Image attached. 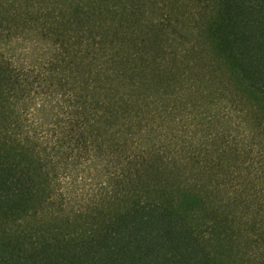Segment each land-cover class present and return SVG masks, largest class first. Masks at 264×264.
Here are the masks:
<instances>
[{
	"label": "trees",
	"instance_id": "16d2710c",
	"mask_svg": "<svg viewBox=\"0 0 264 264\" xmlns=\"http://www.w3.org/2000/svg\"><path fill=\"white\" fill-rule=\"evenodd\" d=\"M0 264H264V0H0Z\"/></svg>",
	"mask_w": 264,
	"mask_h": 264
}]
</instances>
